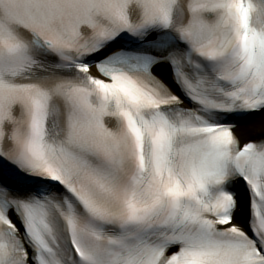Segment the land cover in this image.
<instances>
[{"label": "snow or ice", "instance_id": "obj_1", "mask_svg": "<svg viewBox=\"0 0 264 264\" xmlns=\"http://www.w3.org/2000/svg\"><path fill=\"white\" fill-rule=\"evenodd\" d=\"M0 264H264V0H0Z\"/></svg>", "mask_w": 264, "mask_h": 264}]
</instances>
